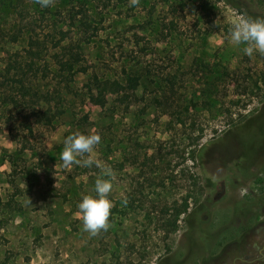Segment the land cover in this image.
<instances>
[{
  "label": "rangeland",
  "instance_id": "rangeland-1",
  "mask_svg": "<svg viewBox=\"0 0 264 264\" xmlns=\"http://www.w3.org/2000/svg\"><path fill=\"white\" fill-rule=\"evenodd\" d=\"M235 1L0 0V73L32 39L50 72L26 77L62 98L49 124L12 68L0 89V264H219L264 234V55L228 41ZM95 75L138 85L101 103ZM75 132L114 173L95 236L77 205L101 170L59 158Z\"/></svg>",
  "mask_w": 264,
  "mask_h": 264
},
{
  "label": "clouds",
  "instance_id": "clouds-1",
  "mask_svg": "<svg viewBox=\"0 0 264 264\" xmlns=\"http://www.w3.org/2000/svg\"><path fill=\"white\" fill-rule=\"evenodd\" d=\"M54 0H37L41 8H47ZM139 0H129L130 6L137 5ZM227 34L228 41L233 45H244L242 51L247 56L254 53L264 55V17L252 18L237 16L230 22ZM101 142L98 132H75L67 135L63 140V150L59 154L65 167L75 164L82 167H90L93 164L100 168V175L94 182V195H83L77 207L82 217V230L90 236H95L100 231H106L110 227V210L113 201L109 199L114 175L110 166L102 165L95 159L94 149ZM126 204V198L122 200Z\"/></svg>",
  "mask_w": 264,
  "mask_h": 264
},
{
  "label": "trees",
  "instance_id": "trees-1",
  "mask_svg": "<svg viewBox=\"0 0 264 264\" xmlns=\"http://www.w3.org/2000/svg\"><path fill=\"white\" fill-rule=\"evenodd\" d=\"M235 7H237L241 12L248 17L257 18V17H264V0H236L235 3H233ZM36 47L34 41L31 39L29 46L27 48V53L29 55L30 61H24V62H18L17 60L12 61L8 64V67L6 70L0 74H3V79L0 81V89L2 88L4 82L6 81V78L10 76L11 68L14 70V73L16 74L14 78L16 79L15 83L18 84L21 93L24 97L29 95L30 100H34L35 104L38 102H43L42 105H47L46 108L38 107V109H32L34 114L37 115L36 118L39 122H47L49 124L52 123V118L54 115H52V104H55L58 106L62 100L59 92L60 90L54 89L49 90L45 89L44 91H41L31 81V77H26L27 74H31V76L34 79H38V74L43 71L44 76L46 75V72L49 71L48 64H37L36 63V57L37 54L34 48ZM70 61H63L58 55L56 62L59 64V69L67 71L68 74L73 73V66L74 62L78 60V57L71 55ZM19 76V77H18ZM30 76V75H29ZM13 78V79H14ZM1 79V78H0ZM8 79L7 81H9ZM28 80V82H26ZM93 83L95 82V88L99 90V95L94 96L92 94V89L90 90V98L93 99H100V102L102 103L105 100V96L107 93H115L119 94L121 92H126L127 89L134 90L136 86L138 85V77L137 76H129L127 78L126 83H123L122 81L118 79H103L99 78L97 75L91 79ZM102 100V101H101ZM17 140V139H16ZM18 142V140H17ZM20 144V143H19ZM28 143H22L23 147H19L16 153H22L24 148H26ZM12 162V160H11ZM1 202V201H0ZM187 209V205L185 206ZM175 228V227H173ZM172 228V229H173Z\"/></svg>",
  "mask_w": 264,
  "mask_h": 264
},
{
  "label": "flooded vegetation",
  "instance_id": "flooded-vegetation-1",
  "mask_svg": "<svg viewBox=\"0 0 264 264\" xmlns=\"http://www.w3.org/2000/svg\"><path fill=\"white\" fill-rule=\"evenodd\" d=\"M246 243L240 247L233 255L223 260L219 264H257L264 262L261 259L264 255H256L257 251H261L259 243H262L264 247V234L259 235L258 233L248 232L245 234Z\"/></svg>",
  "mask_w": 264,
  "mask_h": 264
}]
</instances>
